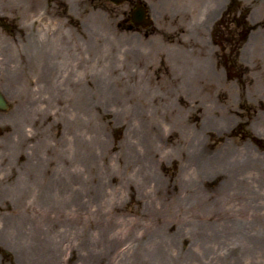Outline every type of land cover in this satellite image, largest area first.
I'll list each match as a JSON object with an SVG mask.
<instances>
[{
	"label": "rangeland",
	"instance_id": "obj_1",
	"mask_svg": "<svg viewBox=\"0 0 264 264\" xmlns=\"http://www.w3.org/2000/svg\"><path fill=\"white\" fill-rule=\"evenodd\" d=\"M138 1L0 0V264H264V0Z\"/></svg>",
	"mask_w": 264,
	"mask_h": 264
},
{
	"label": "bare ground",
	"instance_id": "obj_2",
	"mask_svg": "<svg viewBox=\"0 0 264 264\" xmlns=\"http://www.w3.org/2000/svg\"><path fill=\"white\" fill-rule=\"evenodd\" d=\"M49 36H50V34H49ZM48 40L49 41H47V42L44 41V40H42L41 41L42 43H40L41 46H42V49H43L41 56L43 58L42 61L44 62V66L43 67L49 68L48 70L49 71H52V69L54 67H56V65H54V64H51L50 65L49 62L47 61V58H48L47 56L48 55H51V53H52L51 51L52 50H54V49L56 50L57 48H59V50L57 51V52H59L63 47H61V45L55 44V42H53V40L51 38H49ZM47 49L49 51H47ZM24 62L26 63V65L28 67H30L32 69L33 68H37L39 66L37 57H33L32 59H27V62L26 61H24ZM37 70H39V69H37ZM43 74L45 75L46 74V71L45 72L43 71Z\"/></svg>",
	"mask_w": 264,
	"mask_h": 264
},
{
	"label": "water",
	"instance_id": "obj_3",
	"mask_svg": "<svg viewBox=\"0 0 264 264\" xmlns=\"http://www.w3.org/2000/svg\"><path fill=\"white\" fill-rule=\"evenodd\" d=\"M120 3L122 0H115ZM131 20L138 26L148 27L152 20L147 17V9L143 5H138L132 12ZM9 108L8 102L4 95L0 92V110H7Z\"/></svg>",
	"mask_w": 264,
	"mask_h": 264
},
{
	"label": "trees",
	"instance_id": "obj_4",
	"mask_svg": "<svg viewBox=\"0 0 264 264\" xmlns=\"http://www.w3.org/2000/svg\"><path fill=\"white\" fill-rule=\"evenodd\" d=\"M239 5H241L237 0H231V3H230V5H229V8H228V13H230V12H232V11H236V10H238V7H239ZM75 25H77V24H75ZM262 26H264V21L262 22V24H261ZM217 30H218V27H216L215 29H214V34L215 33H217ZM238 60H239V54H235V57H234V63H233V66H232V69H233V67H235L236 65H238V66H243V65H241V64H239V62H238ZM231 67V66H230ZM227 69V72H228V75H231L232 76V69H228V68H226ZM243 69H244V72L242 71V73H240V74H236L235 75V77H238V79H239V81L241 82V84H243V85H245L246 84V82H245V76L247 75V68L246 67H244L243 66ZM246 71V72H245ZM240 127H243V126H240ZM240 127H238V129H237V131L239 130V128ZM249 137L257 144V145H264V140H261V139H259V138H257V137H255V136H253V135H249Z\"/></svg>",
	"mask_w": 264,
	"mask_h": 264
},
{
	"label": "flooded vegetation",
	"instance_id": "obj_5",
	"mask_svg": "<svg viewBox=\"0 0 264 264\" xmlns=\"http://www.w3.org/2000/svg\"><path fill=\"white\" fill-rule=\"evenodd\" d=\"M134 3H136V5L138 4V0L136 1V0H134ZM231 20V18H229V16H226L225 17V23L227 22V23H229V21ZM238 26L240 27L241 26V23L240 22H238ZM228 28H229V25H228Z\"/></svg>",
	"mask_w": 264,
	"mask_h": 264
}]
</instances>
